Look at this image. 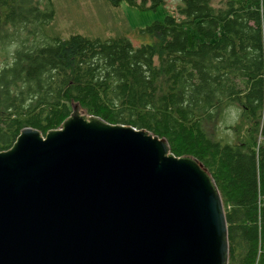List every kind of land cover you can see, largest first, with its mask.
<instances>
[{"label": "trees", "instance_id": "trees-1", "mask_svg": "<svg viewBox=\"0 0 264 264\" xmlns=\"http://www.w3.org/2000/svg\"><path fill=\"white\" fill-rule=\"evenodd\" d=\"M106 1L148 10L165 0ZM53 16L51 0H0V151L23 128H60L74 105L164 138L214 181L228 264H264V0H180L139 30L138 46L123 36L49 37ZM232 106L246 135L223 143L208 125Z\"/></svg>", "mask_w": 264, "mask_h": 264}, {"label": "water", "instance_id": "water-1", "mask_svg": "<svg viewBox=\"0 0 264 264\" xmlns=\"http://www.w3.org/2000/svg\"><path fill=\"white\" fill-rule=\"evenodd\" d=\"M0 264H228L221 197L164 138L74 105L0 151Z\"/></svg>", "mask_w": 264, "mask_h": 264}, {"label": "rangeland", "instance_id": "rangeland-1", "mask_svg": "<svg viewBox=\"0 0 264 264\" xmlns=\"http://www.w3.org/2000/svg\"><path fill=\"white\" fill-rule=\"evenodd\" d=\"M41 3L44 0H39ZM54 16L44 32L49 37L67 39L71 35L105 40L114 37H127L134 46L143 42L139 30L162 22L173 14L180 0H165L156 9L140 10L122 2L114 7L106 0H51ZM236 127L232 134L227 128ZM213 139L231 143L246 135V120L237 106L228 107L218 116L214 124H209ZM258 142L260 139H257Z\"/></svg>", "mask_w": 264, "mask_h": 264}, {"label": "bare ground", "instance_id": "bare-ground-1", "mask_svg": "<svg viewBox=\"0 0 264 264\" xmlns=\"http://www.w3.org/2000/svg\"><path fill=\"white\" fill-rule=\"evenodd\" d=\"M63 123V122H62ZM43 136V135H42Z\"/></svg>", "mask_w": 264, "mask_h": 264}]
</instances>
